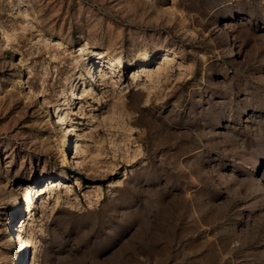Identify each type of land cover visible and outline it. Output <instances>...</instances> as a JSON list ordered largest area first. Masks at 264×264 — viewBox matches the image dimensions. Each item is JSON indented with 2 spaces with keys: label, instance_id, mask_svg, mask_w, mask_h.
<instances>
[{
  "label": "rangeland",
  "instance_id": "1",
  "mask_svg": "<svg viewBox=\"0 0 264 264\" xmlns=\"http://www.w3.org/2000/svg\"><path fill=\"white\" fill-rule=\"evenodd\" d=\"M20 260L264 264V0H0V264Z\"/></svg>",
  "mask_w": 264,
  "mask_h": 264
},
{
  "label": "bare ground",
  "instance_id": "2",
  "mask_svg": "<svg viewBox=\"0 0 264 264\" xmlns=\"http://www.w3.org/2000/svg\"><path fill=\"white\" fill-rule=\"evenodd\" d=\"M79 95V94H78ZM77 95V96H78ZM81 97V96H79ZM54 106V120L57 124H61L64 128V135L69 139L71 140V145H72V148H71V154L72 156L70 157L71 160L75 161L77 156H78V144L75 140H73V127L71 126V124H67V119H66V115H64V113L62 112V109L60 106L58 105H53ZM78 162V161H77ZM76 162V166H78ZM75 164V163H74ZM14 227H16L15 229V233H14V238H15V242L16 244L18 245V248L17 250L18 251H21L22 248L24 249L25 246H26V240H25V236H24V232H23V223H15ZM36 258H37V253H36V250L32 251L29 250V253H28V260L31 262V263H35L36 262ZM18 264H23L22 260L19 261Z\"/></svg>",
  "mask_w": 264,
  "mask_h": 264
}]
</instances>
